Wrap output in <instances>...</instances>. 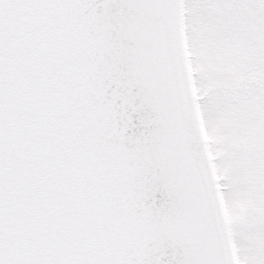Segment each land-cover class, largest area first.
<instances>
[{
	"label": "snow or ice",
	"instance_id": "6c2138e0",
	"mask_svg": "<svg viewBox=\"0 0 264 264\" xmlns=\"http://www.w3.org/2000/svg\"><path fill=\"white\" fill-rule=\"evenodd\" d=\"M0 264H264V0H0Z\"/></svg>",
	"mask_w": 264,
	"mask_h": 264
}]
</instances>
